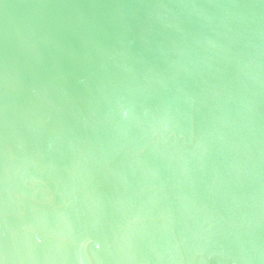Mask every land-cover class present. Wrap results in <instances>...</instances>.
<instances>
[{"label": "water", "instance_id": "obj_1", "mask_svg": "<svg viewBox=\"0 0 264 264\" xmlns=\"http://www.w3.org/2000/svg\"><path fill=\"white\" fill-rule=\"evenodd\" d=\"M0 264H264V0H0Z\"/></svg>", "mask_w": 264, "mask_h": 264}]
</instances>
